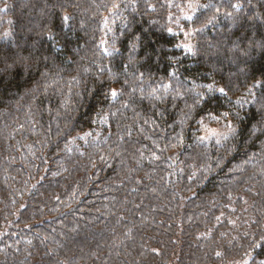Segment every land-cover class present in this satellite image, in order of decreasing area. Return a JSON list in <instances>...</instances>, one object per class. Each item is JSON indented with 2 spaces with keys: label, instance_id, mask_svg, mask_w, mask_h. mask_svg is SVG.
<instances>
[{
  "label": "trees",
  "instance_id": "obj_1",
  "mask_svg": "<svg viewBox=\"0 0 264 264\" xmlns=\"http://www.w3.org/2000/svg\"><path fill=\"white\" fill-rule=\"evenodd\" d=\"M0 264H264V0H0Z\"/></svg>",
  "mask_w": 264,
  "mask_h": 264
},
{
  "label": "rangeland",
  "instance_id": "obj_2",
  "mask_svg": "<svg viewBox=\"0 0 264 264\" xmlns=\"http://www.w3.org/2000/svg\"><path fill=\"white\" fill-rule=\"evenodd\" d=\"M187 46H189V43H188V45Z\"/></svg>",
  "mask_w": 264,
  "mask_h": 264
}]
</instances>
